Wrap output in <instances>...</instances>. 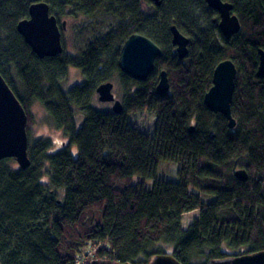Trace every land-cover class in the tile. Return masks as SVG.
Segmentation results:
<instances>
[{
  "label": "trees",
  "instance_id": "1",
  "mask_svg": "<svg viewBox=\"0 0 264 264\" xmlns=\"http://www.w3.org/2000/svg\"><path fill=\"white\" fill-rule=\"evenodd\" d=\"M40 1L60 23L105 15L114 25L76 54L41 59L17 30ZM224 1L242 24L230 40L205 0H163L159 7L151 0H0V73L28 116L40 102L68 139L58 150L50 139L29 140L27 169L15 159L0 161V264H76L95 246L96 260L134 264L165 254V244L182 264L264 251V79L257 75L264 0ZM174 25L191 40L183 60L172 44ZM134 33L163 50L145 82L119 67ZM229 59L238 68L233 129L204 101L215 68ZM68 67L84 80L65 90ZM164 70L171 90L161 96ZM110 81L122 94L120 115L94 104L97 88ZM141 112L156 116L153 134L129 122ZM164 161L179 165L178 181L157 178ZM241 169L247 181L236 177ZM135 177L141 181L134 184ZM196 210L199 217L185 229L183 216Z\"/></svg>",
  "mask_w": 264,
  "mask_h": 264
},
{
  "label": "water",
  "instance_id": "2",
  "mask_svg": "<svg viewBox=\"0 0 264 264\" xmlns=\"http://www.w3.org/2000/svg\"><path fill=\"white\" fill-rule=\"evenodd\" d=\"M156 6H161L163 0H151ZM210 8L220 17L219 26L226 39L238 35L242 29L239 17L234 13V6L224 0H205ZM66 21L59 22L51 14L50 5L44 1L35 2L30 6L29 18L22 20L17 27L26 43L41 59L57 57L65 52L63 32ZM172 44L178 57L183 60L189 55L190 38L177 27L171 28ZM260 64L257 75L264 79V50H260ZM163 56L162 48L151 38L134 33L124 43L119 58V67L127 76L139 82H145L154 73L157 60ZM238 68L232 60L222 61L217 65L213 75V86L205 96V105L216 114H222L229 121V127L235 128L237 121L233 116L232 104L236 90ZM157 85V92L166 96L171 90L167 71H162ZM115 84L105 82L97 88L99 100L103 103H113V112L123 113L121 100L114 94ZM29 116L10 85L0 73V161L15 159L22 169L31 166L29 157ZM194 127L191 128V132ZM236 177L247 181L246 170H239ZM91 264H134L131 262H114L110 260H94ZM148 264H182L171 254H158ZM213 264H264V251L229 256L213 262Z\"/></svg>",
  "mask_w": 264,
  "mask_h": 264
},
{
  "label": "rangeland",
  "instance_id": "3",
  "mask_svg": "<svg viewBox=\"0 0 264 264\" xmlns=\"http://www.w3.org/2000/svg\"><path fill=\"white\" fill-rule=\"evenodd\" d=\"M66 21V29L63 32V43L65 47V52L68 54H76L80 48L85 47L90 39L98 34L99 32L108 31L109 28L114 25V21L111 17L101 15L93 19H87L84 16H79L77 19H68ZM64 21H61L63 23ZM62 25V24H61ZM160 77V75H159ZM84 80L83 73L80 69L74 67H68L66 69V74L62 79L63 88L69 90L74 85L82 83ZM19 86L18 82H14ZM114 94L117 99L122 101V94L119 85L116 81ZM95 106L103 111H113V103H103L99 100V94L95 96ZM29 129L28 135L30 142H35L40 138L50 139L52 147L54 150L62 149L68 142V139L64 136L63 132L56 129L55 126L50 121L44 106L40 102H34L29 108ZM82 121V118L79 119ZM129 122L136 126L139 130L144 131L148 134H153L155 130L156 116L150 114L149 112H141L130 116ZM178 169L179 165L172 162H162L158 173V179H165L170 181H178ZM47 181V179H45ZM141 181L140 177H135L134 184ZM154 180L147 181V188H152ZM197 192L196 190H193ZM204 202H210L214 200V196L202 195ZM200 212L198 210L186 213L183 216V227L187 229L193 221L199 217ZM99 247L91 248L86 252V254L79 259L76 264H90V261L96 260V249ZM168 248L172 250V245L165 244V249L163 250L165 254H169ZM243 250H227L230 254L241 253Z\"/></svg>",
  "mask_w": 264,
  "mask_h": 264
}]
</instances>
